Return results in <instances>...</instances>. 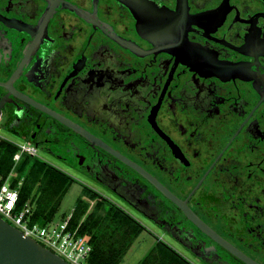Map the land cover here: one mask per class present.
Wrapping results in <instances>:
<instances>
[{
    "label": "flooded vegetation",
    "instance_id": "af4514ba",
    "mask_svg": "<svg viewBox=\"0 0 264 264\" xmlns=\"http://www.w3.org/2000/svg\"><path fill=\"white\" fill-rule=\"evenodd\" d=\"M0 119L198 262L264 264V0H0Z\"/></svg>",
    "mask_w": 264,
    "mask_h": 264
},
{
    "label": "trees",
    "instance_id": "16d2710c",
    "mask_svg": "<svg viewBox=\"0 0 264 264\" xmlns=\"http://www.w3.org/2000/svg\"><path fill=\"white\" fill-rule=\"evenodd\" d=\"M17 150L16 144L5 139L0 140V187L14 169L16 176L13 178V184L16 185L23 178L18 207L31 205L32 222L44 225L54 220L65 194L75 180L54 165L31 155L22 158L14 168V154ZM92 200L95 204L88 213ZM70 224L72 228H78L79 234L87 236L93 246L85 264H121L145 229L129 213L114 208L102 197L96 198L90 190L84 191L78 198ZM137 264L193 263L158 239Z\"/></svg>",
    "mask_w": 264,
    "mask_h": 264
},
{
    "label": "built area",
    "instance_id": "2783aa9c",
    "mask_svg": "<svg viewBox=\"0 0 264 264\" xmlns=\"http://www.w3.org/2000/svg\"><path fill=\"white\" fill-rule=\"evenodd\" d=\"M1 139L8 140L18 147L17 152L14 154V168L21 161L24 154L40 158L39 150L32 142H17L4 137L0 133ZM14 176H16V171L13 169L0 187V215L23 233L35 238L69 263L85 264L93 250V246L87 236L79 234L77 227H71L72 213L62 220H52L44 225L32 222L33 208L31 205L25 204L21 208L18 207L23 178L14 185Z\"/></svg>",
    "mask_w": 264,
    "mask_h": 264
},
{
    "label": "rangeland",
    "instance_id": "374dc122",
    "mask_svg": "<svg viewBox=\"0 0 264 264\" xmlns=\"http://www.w3.org/2000/svg\"><path fill=\"white\" fill-rule=\"evenodd\" d=\"M0 133L4 137L12 139L14 141L21 142V143L23 142L30 143L29 140L20 138L16 134L6 129V127L3 124H0ZM39 154H40V159H42L43 157L42 160H44L45 162H48L49 164H52V165L54 164L57 165L56 162L52 161L44 153L39 152ZM26 155L27 154L23 155V159L26 157ZM32 163L33 162H31V164ZM70 174H74L75 176L78 177V175L74 172H71ZM74 180L75 182L71 185L68 192L65 194L63 198L60 210L56 214V217L54 218L55 221L62 220L63 218H65V216L67 217L70 213L73 212L78 198L83 195L84 191L100 189V187L95 182L88 180L84 177H78L77 179L75 178ZM95 196L96 198H99V196H97L96 194ZM108 197L109 198L106 199V201L108 202L109 205H112L114 206V208H119L129 213V215L134 217L145 227V229L141 232L139 237L136 239L132 247L129 249V251L125 255L124 260L121 264H137L148 253V251L154 246V244L157 242L158 239L164 241L165 243L170 245L172 248H174L178 253L187 257L190 260V262H192L193 264H202L198 262L195 258L191 257L184 248L173 243L167 237V235L164 234L161 230L154 228L148 220L140 216L137 212L130 209L123 201L115 198L112 195H108ZM94 204H95V201L92 200L90 203L89 209L87 211L88 213L92 210V208L94 207Z\"/></svg>",
    "mask_w": 264,
    "mask_h": 264
},
{
    "label": "water",
    "instance_id": "95a60500",
    "mask_svg": "<svg viewBox=\"0 0 264 264\" xmlns=\"http://www.w3.org/2000/svg\"><path fill=\"white\" fill-rule=\"evenodd\" d=\"M33 138L30 139V142ZM0 264H71L0 215Z\"/></svg>",
    "mask_w": 264,
    "mask_h": 264
}]
</instances>
